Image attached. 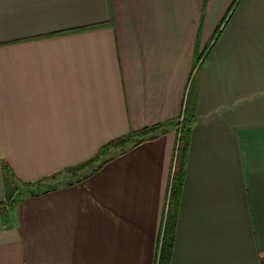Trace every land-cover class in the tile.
<instances>
[{
  "label": "crops",
  "instance_id": "0c3cea01",
  "mask_svg": "<svg viewBox=\"0 0 264 264\" xmlns=\"http://www.w3.org/2000/svg\"><path fill=\"white\" fill-rule=\"evenodd\" d=\"M190 87L169 264H264V0H0V264H158L175 125L49 178Z\"/></svg>",
  "mask_w": 264,
  "mask_h": 264
},
{
  "label": "trees",
  "instance_id": "16d2710c",
  "mask_svg": "<svg viewBox=\"0 0 264 264\" xmlns=\"http://www.w3.org/2000/svg\"><path fill=\"white\" fill-rule=\"evenodd\" d=\"M191 92L192 88L188 92L187 99L184 105L183 118L181 120L179 118L176 122H169L166 124H159L156 126L147 127L142 130L133 131L120 138L114 139L106 145L102 146V148L94 157L78 164L75 167L66 168L63 171H59L52 175L51 178H49L53 179L58 177L62 173H70L75 178L76 182H81L94 175L101 168H103L110 160H112L113 157H106L111 149L121 148V150H124L127 147L139 145L149 139L156 138L160 133H163L165 131V126L175 125L177 131L179 132L178 146L176 149L178 152V156H176L173 180L171 181L169 189L170 196L168 198L167 204L168 215L162 238L161 253L158 264H169L171 260V254L174 244L176 218V213L173 214V210H176L180 202L183 183V171L186 164L187 152L191 140L192 131L196 123V101L194 95H192ZM24 185L31 186L32 184L24 183ZM5 208H7V206H0V211Z\"/></svg>",
  "mask_w": 264,
  "mask_h": 264
},
{
  "label": "rangeland",
  "instance_id": "374dc122",
  "mask_svg": "<svg viewBox=\"0 0 264 264\" xmlns=\"http://www.w3.org/2000/svg\"><path fill=\"white\" fill-rule=\"evenodd\" d=\"M201 60H202V58H199L198 59V64H197V68H196V70H195V73H194V75L196 74V72H197V70H198V67H199V65L201 64ZM194 75H193V77H192V79H191V82H192V80H193V78H194ZM191 82H190V84H191ZM187 99V98H186ZM185 105V104H184ZM183 114H184V108H183V111H182V115L180 116V120L183 118L182 116H183ZM178 140H179V135H178ZM177 146H178V142H177ZM119 149H121V148H119ZM112 150H114V148L112 149ZM117 150H118V148H117ZM114 152V151H113ZM112 155V151H110L109 152V154L106 156V157H109V156H111ZM176 156H178V152H177V150H176ZM175 169V168H174ZM85 174V173H84ZM61 180V179H60ZM58 181V182H55V181H52L53 183H57L56 185H59L60 183H61V181Z\"/></svg>",
  "mask_w": 264,
  "mask_h": 264
},
{
  "label": "built area",
  "instance_id": "2783aa9c",
  "mask_svg": "<svg viewBox=\"0 0 264 264\" xmlns=\"http://www.w3.org/2000/svg\"><path fill=\"white\" fill-rule=\"evenodd\" d=\"M197 68V67H196ZM195 73V72H194ZM183 117V116H182Z\"/></svg>",
  "mask_w": 264,
  "mask_h": 264
}]
</instances>
